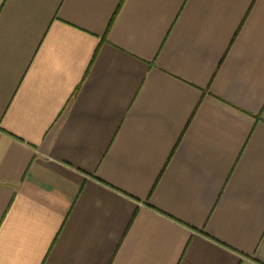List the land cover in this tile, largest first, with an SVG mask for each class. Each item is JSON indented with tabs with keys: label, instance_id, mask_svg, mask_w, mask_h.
<instances>
[{
	"label": "crops",
	"instance_id": "crops-1",
	"mask_svg": "<svg viewBox=\"0 0 264 264\" xmlns=\"http://www.w3.org/2000/svg\"><path fill=\"white\" fill-rule=\"evenodd\" d=\"M0 264H264V0H0Z\"/></svg>",
	"mask_w": 264,
	"mask_h": 264
}]
</instances>
